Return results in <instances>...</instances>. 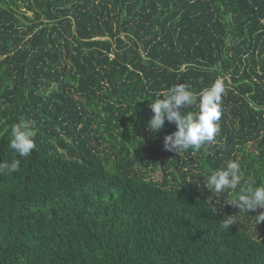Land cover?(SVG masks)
Here are the masks:
<instances>
[{
	"label": "trees",
	"instance_id": "1",
	"mask_svg": "<svg viewBox=\"0 0 264 264\" xmlns=\"http://www.w3.org/2000/svg\"><path fill=\"white\" fill-rule=\"evenodd\" d=\"M217 78V143L166 151L177 129L149 131L151 102ZM21 119L36 122L24 158ZM13 159L0 264H264V209L204 188L230 160L264 185V0H0V162Z\"/></svg>",
	"mask_w": 264,
	"mask_h": 264
},
{
	"label": "clouds",
	"instance_id": "2",
	"mask_svg": "<svg viewBox=\"0 0 264 264\" xmlns=\"http://www.w3.org/2000/svg\"><path fill=\"white\" fill-rule=\"evenodd\" d=\"M214 70V69H213ZM225 93V86L220 78L213 84L197 93L184 83H177L151 102L153 113L148 121L150 132L162 130L165 121L173 123L176 131L164 137V149L180 154L189 149L200 150L201 147L217 143L219 132L218 121L222 115L221 102ZM198 104L196 112H181V108H189ZM10 147L20 158L28 157L36 148V122L21 119L11 126ZM20 169V159H13L10 163L0 162V175L16 173ZM204 177V176H203ZM204 188L211 192L224 193L225 190H237V198L228 204L239 211H253L264 209V185L257 186L252 177H244L240 163L230 160L226 167L215 170L206 177ZM214 209V208H213ZM254 225L264 223V211L254 217ZM237 223L236 216H226L220 225L229 230Z\"/></svg>",
	"mask_w": 264,
	"mask_h": 264
},
{
	"label": "rangeland",
	"instance_id": "3",
	"mask_svg": "<svg viewBox=\"0 0 264 264\" xmlns=\"http://www.w3.org/2000/svg\"><path fill=\"white\" fill-rule=\"evenodd\" d=\"M154 175V177H156V178H160V173L159 172H157V173H155V174H153Z\"/></svg>",
	"mask_w": 264,
	"mask_h": 264
}]
</instances>
